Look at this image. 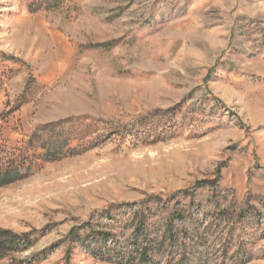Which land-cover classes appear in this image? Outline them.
Masks as SVG:
<instances>
[{
	"label": "rangeland",
	"instance_id": "1",
	"mask_svg": "<svg viewBox=\"0 0 264 264\" xmlns=\"http://www.w3.org/2000/svg\"><path fill=\"white\" fill-rule=\"evenodd\" d=\"M9 171L0 264H130L85 238L143 220L184 264H264V0H0Z\"/></svg>",
	"mask_w": 264,
	"mask_h": 264
},
{
	"label": "trees",
	"instance_id": "2",
	"mask_svg": "<svg viewBox=\"0 0 264 264\" xmlns=\"http://www.w3.org/2000/svg\"><path fill=\"white\" fill-rule=\"evenodd\" d=\"M63 149L61 148L57 152L51 154L53 160L59 159L63 157ZM12 172H7L5 180H2L1 185L8 184L10 182V175ZM179 219H184V216L179 215ZM148 223L146 220L140 221V225L136 227V233L132 240V248H120L117 250L115 243V236L110 232H96L95 234H91L87 236L85 239L87 242L92 241V243L96 244L95 249H97L102 255L107 254L108 252L115 250V256L111 259H127L130 264H157L155 260L156 256L161 254L163 250L167 247L171 249L168 255H174L182 253L183 256H186L184 259L180 260L178 264H184L185 260H188V257L195 256V252L191 250L190 244L188 243V235L189 234H178L174 232V228L168 224L166 231L163 234H149L147 231ZM74 235V234H72ZM16 237V243L25 244L30 242L29 235L25 236H14ZM195 237H198L195 234ZM79 240L83 239L81 235H79ZM113 239V245L110 246L109 242ZM2 248V243L0 244ZM170 258V257H168Z\"/></svg>",
	"mask_w": 264,
	"mask_h": 264
}]
</instances>
